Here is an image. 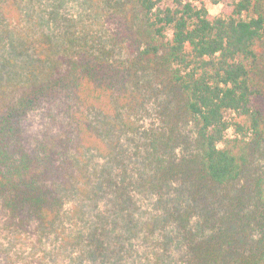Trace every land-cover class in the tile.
I'll return each mask as SVG.
<instances>
[{
    "label": "trees",
    "instance_id": "obj_1",
    "mask_svg": "<svg viewBox=\"0 0 264 264\" xmlns=\"http://www.w3.org/2000/svg\"><path fill=\"white\" fill-rule=\"evenodd\" d=\"M25 1L0 0L7 228L57 264H264V0H53L28 30Z\"/></svg>",
    "mask_w": 264,
    "mask_h": 264
},
{
    "label": "rangeland",
    "instance_id": "obj_2",
    "mask_svg": "<svg viewBox=\"0 0 264 264\" xmlns=\"http://www.w3.org/2000/svg\"><path fill=\"white\" fill-rule=\"evenodd\" d=\"M53 0H41L40 3H34L33 5L26 4V1L23 3L22 8L23 11L18 18H16L15 23H18V27L21 29L28 30L32 28L35 24V20L33 19L34 16L37 18L40 16H44L45 14L48 16V13L52 9ZM83 0H68L69 2V14L71 15H78L81 11V3ZM199 5H204L207 7L209 12L212 15L219 16L222 13L223 6L219 4L217 0H192ZM66 6V5H65ZM65 6L63 11H65ZM35 11V12H34ZM33 13V18L31 19L30 16ZM43 23H47V20H44ZM113 19L108 20L107 28L110 32L114 26ZM47 25V24H45ZM50 27H41L44 28L45 33H52L51 30H56L53 24H49ZM39 30L42 32V30ZM40 33V32H39ZM10 42L6 40L5 46L6 50L9 47ZM5 46L3 49L0 47V61H2L5 57ZM8 49V50H9ZM25 59V57H23ZM22 59V58H20ZM19 62V61H18ZM22 62V61H21ZM19 62V64H21ZM7 64V63H6ZM5 64L4 67L0 66V86H3L7 82H9V77L12 73L13 66H7ZM19 71L20 75L22 76L24 73L21 69H16ZM18 91L13 93H8L6 91H0V107L6 104H10L11 101L15 100L18 97ZM44 109L38 112L31 114L29 120L27 121L26 126L24 127L25 136L24 139L26 143H29L30 146L35 145L34 136L38 134L41 135V131L47 127L49 124V117L44 115ZM46 117V119L44 118ZM102 208L105 209V203L108 201H102ZM142 206L146 208L148 206L147 202H142ZM53 249L52 243L44 242L41 244L39 237L31 234V233H19L14 231L13 229L7 228V217L3 214L0 209V264H57L53 261L50 257V253ZM173 257L178 258V255L181 253L180 250H173ZM78 254V252L76 251ZM61 264H71V261H60Z\"/></svg>",
    "mask_w": 264,
    "mask_h": 264
}]
</instances>
